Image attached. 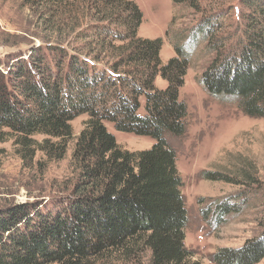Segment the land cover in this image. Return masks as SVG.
<instances>
[{
	"label": "trees",
	"instance_id": "trees-1",
	"mask_svg": "<svg viewBox=\"0 0 264 264\" xmlns=\"http://www.w3.org/2000/svg\"><path fill=\"white\" fill-rule=\"evenodd\" d=\"M25 2L43 6L53 35L27 55L12 53L6 68L0 60V142L15 137L25 157L35 149L63 157L74 137L71 121L89 117L73 151L81 172L70 194L0 208V264H87L108 251L130 254L140 244L149 253L144 264H203L185 244L188 210L168 138L186 132L180 88L189 54L201 42L215 52L201 77L207 93L264 118V0H240L243 28L235 42L221 33L222 18L209 16L166 64L162 38L139 36L143 12L133 0ZM106 57L111 62L103 64ZM159 74L165 88L156 85ZM106 121L156 142L124 149ZM233 209L228 200L217 203L215 223ZM263 258L264 232L241 247L218 249L212 262Z\"/></svg>",
	"mask_w": 264,
	"mask_h": 264
},
{
	"label": "rangeland",
	"instance_id": "rangeland-1",
	"mask_svg": "<svg viewBox=\"0 0 264 264\" xmlns=\"http://www.w3.org/2000/svg\"><path fill=\"white\" fill-rule=\"evenodd\" d=\"M133 1L143 12L138 34L162 38L160 56L164 64L178 55L176 49L182 48L194 28L209 16L222 18L221 33L228 40L235 42L234 38L242 35L240 0ZM44 20L42 5L0 0V60L4 68L12 53L23 51L27 55L29 47L53 35ZM214 56L207 42H201L189 54L185 82L180 88V98L188 106L187 129L182 136L168 138L177 152L188 210L185 244L203 264H214L212 255L218 249L241 247L264 232V118L247 115L233 99L207 93L201 77ZM108 62L110 58L106 57L103 64ZM167 84L159 74L157 87ZM140 101L139 111L144 113L145 98ZM88 117L81 114L71 121L74 137L63 157L36 149L25 157L15 137L0 142V208L70 194L81 172L73 151ZM105 124L124 149L141 151L156 142L150 136L119 131L112 122ZM35 138L43 141L46 137ZM226 200L236 209L216 224V204ZM148 255L140 244L130 254L125 250L108 251L87 264H144ZM256 264H264V258Z\"/></svg>",
	"mask_w": 264,
	"mask_h": 264
}]
</instances>
